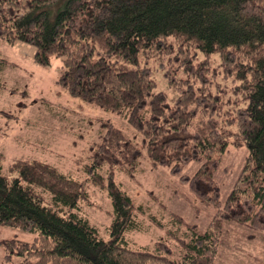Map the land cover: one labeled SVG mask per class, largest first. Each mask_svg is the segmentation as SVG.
<instances>
[{"label": "trees", "instance_id": "obj_1", "mask_svg": "<svg viewBox=\"0 0 264 264\" xmlns=\"http://www.w3.org/2000/svg\"><path fill=\"white\" fill-rule=\"evenodd\" d=\"M18 40L34 47L39 66L60 58L56 82L70 96L123 112L142 133L151 166L179 175L215 213L205 232L190 226L177 238L175 255L164 241L129 246L124 234L137 226L133 199L114 175H133L141 150L107 123L83 166L84 179L39 159L0 163V225L37 233L32 242L1 240L5 261L17 255L20 264H211L223 221L264 231V0H0V42ZM191 47L204 54L197 63ZM152 59L176 94L172 104L166 93L154 92ZM219 74L231 83L228 90ZM241 141L248 153L222 203L214 175L229 143ZM191 161L202 164L193 175L182 174ZM90 186L105 189L111 201L109 240L82 215Z\"/></svg>", "mask_w": 264, "mask_h": 264}, {"label": "rangeland", "instance_id": "obj_2", "mask_svg": "<svg viewBox=\"0 0 264 264\" xmlns=\"http://www.w3.org/2000/svg\"><path fill=\"white\" fill-rule=\"evenodd\" d=\"M54 11L55 7L51 10L52 15ZM190 52L195 63L204 58L198 49L191 47ZM9 53L19 59L14 60ZM33 53L31 44L19 40L13 44L0 42V62L4 57L9 59L5 61L7 71L1 72L5 78L0 90V137L8 138L0 149L2 166L6 168L14 158H35L56 165L65 174L84 179L83 166L89 163L93 149L102 141L106 124L111 123L141 150L139 166L133 175L118 170L114 175L115 183L132 197L134 204L137 226L125 232L126 243L131 247H152L156 242L164 241L175 255L177 238H182L190 226H195L200 233L205 232L213 220L215 207L201 203L181 183L179 175H172L168 167L151 166L142 133L131 127L123 112L85 103L59 86L56 82L62 67L59 57L51 56L50 66L43 67L34 63ZM27 56L29 60L25 59ZM210 62L213 68L218 67L217 53L211 55ZM32 66L36 68L31 69ZM147 66L156 81L154 92L166 93L172 104L176 94L165 82L158 60L152 59ZM217 79L229 89V81L221 79L220 74ZM3 126L8 127L4 129ZM229 129L235 132L236 127L233 125ZM4 133L8 136L4 137ZM247 153V146L241 141L229 143L221 155L214 178L220 185L222 203L241 172ZM201 164L202 161H191L181 173L191 176ZM43 195L45 203L51 204L50 196ZM81 206L82 215L97 229L99 236L109 240L112 205L106 190L90 186L89 200L81 202ZM172 214L180 216L184 222H172ZM155 220L163 226L157 225ZM36 235V232L0 225V241L15 238L32 242ZM21 261L22 257L17 255L5 261L0 243V264H20ZM211 264H264V231L223 221L221 244Z\"/></svg>", "mask_w": 264, "mask_h": 264}, {"label": "crops", "instance_id": "obj_3", "mask_svg": "<svg viewBox=\"0 0 264 264\" xmlns=\"http://www.w3.org/2000/svg\"><path fill=\"white\" fill-rule=\"evenodd\" d=\"M18 54H20V53H18ZM9 55L11 56V53H9ZM3 57H4V56H3ZM11 57H12L14 60L19 59L18 57L15 58L16 56H11ZM4 59L7 60V62H8V60H9L8 58H5V57H4ZM13 59H12V60H13ZM25 59L29 60L30 57L27 56ZM7 67H8V66H7V64L5 63V65H4V69H3L2 71H7V69H6ZM26 67H27V72H28V71H29L28 68L30 67V64H29L28 66H26ZM34 68H36V67H33V66L31 67V69H34ZM12 70H15V68H13ZM2 71H1V72H2ZM1 72H0V74H1ZM4 78H5L4 75L1 74V75H0V90L3 89L2 86H3V80H4ZM2 113H3V112H2ZM9 115H10V114H9ZM6 127H8V126H6ZM6 127L3 126L4 129H6ZM0 131H1V129H0ZM7 136H8V134H7V133H4V137H7ZM9 136H12V135H9ZM7 139H8V138H1V137H0V149H2V145H3L2 143L5 142ZM15 159H19V158H14L13 160H15ZM30 159H33V158H30ZM34 159H35V158H34ZM2 160H4V156H3ZM24 160H29V159H24ZM0 163H1V161H0ZM1 164H2V163H1Z\"/></svg>", "mask_w": 264, "mask_h": 264}]
</instances>
